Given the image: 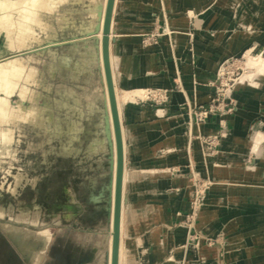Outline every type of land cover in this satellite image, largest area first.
<instances>
[{
    "label": "rangeland",
    "instance_id": "374dc122",
    "mask_svg": "<svg viewBox=\"0 0 264 264\" xmlns=\"http://www.w3.org/2000/svg\"><path fill=\"white\" fill-rule=\"evenodd\" d=\"M32 1L13 3L23 7ZM52 1H36L33 12L39 24L24 40L17 28L23 12L10 13V28L0 26V65L21 63L27 71L7 98L9 117L0 115L1 128L12 134L9 142H0V210H5L0 212V264H81L95 253L96 232L106 234L113 218L110 207L106 220V196L99 198L109 178L107 154L101 153L107 139H94L104 135L102 114L95 111L100 97L93 98L101 79L97 67L82 59L85 31L98 21L89 20L90 0ZM51 6L53 11L46 10ZM185 6L154 14L142 31L124 30L125 37L137 38L141 48L134 57L127 52L116 60L113 44L118 91L122 99L128 95L123 107L138 111L133 124L125 123L126 134L152 132L147 143L154 147L148 173L142 165L150 156L138 154L129 161L128 169L135 175L123 210L124 255L130 264H264V137L258 149H252L255 131L264 136V84L250 86L241 80L250 70L248 55L256 57L264 48V0H185ZM177 37L184 42L177 45ZM117 38L114 34V43ZM162 38L166 50L160 45ZM178 48L184 56L178 55ZM91 49L92 61L98 63ZM64 56L70 57L67 63L62 62ZM220 64L224 69L216 75ZM85 67L88 70L81 71ZM131 78L129 85H144L127 89L124 81ZM25 87L31 93L22 99ZM206 87L209 95L200 93ZM2 89L0 85V96ZM31 104L38 107L36 118H46L40 127L36 121L34 126L21 122ZM225 113L229 135L222 127ZM174 138L176 144L167 148L166 142ZM93 141L101 143L102 150H96ZM136 144L129 141L132 147ZM171 154L176 159L164 162ZM18 172L23 183L13 191ZM172 178L181 181L178 205L170 203L173 197L162 183ZM30 209L26 220L16 218ZM132 211L137 213L133 219ZM158 213L163 218L150 227L161 233L141 238L139 231ZM9 225L22 228L26 245L21 235L8 231ZM112 230L111 225L108 233ZM30 231L42 233V238H31ZM165 231L171 234L170 245Z\"/></svg>",
    "mask_w": 264,
    "mask_h": 264
},
{
    "label": "bare ground",
    "instance_id": "6f19581e",
    "mask_svg": "<svg viewBox=\"0 0 264 264\" xmlns=\"http://www.w3.org/2000/svg\"><path fill=\"white\" fill-rule=\"evenodd\" d=\"M12 1L14 2V0H12ZM36 1H38V0H33L29 6L24 3L25 5L23 7H21V6L17 5L16 3H13V2L10 4H8V3L6 4L4 0H0V23H3V25L2 24L0 25L1 28H3V29H7V27L10 28V23L8 24V22H10L9 21L10 16H12V15H10V13L12 11L14 12L15 10H17L19 13L23 12V14L22 13L21 14L24 15L22 18L19 17L20 19H18V24H17V28L20 31L19 32L20 36L23 38V40L26 39L28 36H30V33L32 31L35 32V30L32 29L33 26L39 24L38 19L36 18V13L33 12L36 9ZM59 1H61V0H59ZM90 1L92 2L91 3L92 7L90 9H88V13L92 14L93 16H91V18L89 20L90 21L91 20H97L98 24L95 27V28H97V30H95V28H94L91 31L86 32L84 30L85 28L83 29L85 31V34H89V35H87L86 37L83 38V40L85 42L84 44H85L86 49L83 52L85 54H83L84 56L82 57V59L84 62L91 65V67L92 66L97 67L96 74H97V77L99 75V78L101 79L100 81H98V83L101 85V89L99 90L97 88V89L93 90V98H97L98 96L100 97V100L98 101L99 105L97 106V109L95 111H99L102 114L100 125L104 131V135L99 136V137L94 138V139L95 140H101L102 139V141H103V139H107V149H106V151H103L101 153H103L104 155L111 154V159H112L111 179L112 180H111V203H110V207L113 208V222L107 224V235H105L101 232H96V234H95V236H96L95 237V244H96L95 253L90 258L86 259L84 262H89L91 264H112V250H113V237H112V235H113V230L111 231V233H108V227L111 225L114 226L113 223H114L115 189H116V173H117V142H116V137H115L114 122H113L111 102H110L107 77H106V72H105L104 56H103L104 23H105L108 0H90ZM53 2L56 3V1H54V0L52 1V3ZM55 3H54V5H55ZM58 4L60 5V3H58ZM58 4H56V5H58ZM114 6H115V1H114ZM114 6H113V11H114ZM24 10H26V11H24ZM189 12L192 14L193 13L192 9H189ZM112 18H113V12H112ZM197 19L199 22L200 18L198 17ZM12 20H13V18H12ZM14 20H15V17H14ZM112 26H113V22L111 20V26H110V32H109V56H110L109 58H110V64H111V70H112V76H113V82H114V88H115V95H116L117 107H118L119 118H120V113H121L120 109H121V101L122 100H121L120 94H118L116 92L117 87H116V72H115V55L111 49V43H114V37L112 38V33H113ZM86 29H87V27H86ZM91 33H92V35H90ZM31 35H32V33H31ZM95 38H97V42H95ZM92 47L96 51L95 58L97 59L98 63H94L92 61L93 60L92 49H91ZM249 51H251V49H248L246 54H248ZM3 53H4V51H0V54H3ZM250 56L248 55V59H247V66H248V69H250V70L244 74V76L242 77L241 80H247L250 86L256 85L257 87H260L261 85L264 84V59L262 58V57H264V48L259 50L256 57H252V56L250 57ZM69 59H70L69 56H64V58L62 59V62L65 61L67 63V61ZM19 60H22V59H19ZM0 61H2V59ZM258 61H261V63L259 65H257V68H252V67H254V65L258 64ZM4 62H5V60H4ZM6 63H8V62H6ZM6 63H4L3 65H0V85L3 87L2 96H0V115H3L6 118H8L9 115L5 113V112H7V110L5 111V108L7 107V104H8L7 98L10 94L13 93V91H14L13 89H15L17 86H19L21 84L19 82V77L24 75L25 73H27V71H25L26 69L21 63L19 65H16V66L12 65L10 67ZM68 66H70V65H68ZM94 67H93V70H94ZM223 69H224L223 66L220 64L218 66V69L215 71L216 75L218 73H220ZM84 70H88V69L86 67L84 69H81V71H84ZM28 73H31V72H28ZM88 76H89V74H88ZM95 78H96V76H95ZM209 90H211V89L209 88ZM136 91L140 95L145 96V94L141 93V92H143V89H137ZM209 92H211V91H209ZM28 93L30 94L31 90L29 91V87H25V89H22V91H20V96L22 97V99H25L26 97L28 98V96H27ZM127 98H128V95H125L123 99L126 100ZM30 100H32V97H30ZM77 100L78 99H76V101ZM87 108H88V106H87ZM37 110H38V107L35 106L34 104H31L30 106H28L27 109L25 110V112L23 113V118L21 119V122L24 121L22 123H25V124L32 123L34 126V122L36 121V122H38L39 127L42 126V124L46 122V118H42V116L39 117V119L36 118L34 115L36 114ZM228 117L229 116L227 115V113L222 114V127L226 131L225 133H228L226 135H229L230 134L229 132H232V129H230V127L228 126V124H229V118ZM120 121H121V119H120ZM110 127H111V130H110ZM121 131H122V128H121ZM110 133L113 136V138H112L113 143L111 141L112 139L110 137ZM255 133H256L255 134L256 138L254 140V145H253L252 149H258V142H260V140L264 137L261 132L255 131ZM53 137H55V136H53ZM122 138H123V148H124L125 143H124L123 133H122ZM11 139H12V134H11L10 129H2L1 123H0V142H9ZM27 141H28V139H27ZM96 142L93 141L91 143L92 145H94L93 147L96 148V146H97L96 150H102L103 146L100 145L101 143L98 146L97 145L98 142L97 143ZM7 144H9V143H7ZM103 145H104V143H103ZM112 146H113V149H112ZM113 157H114V160H113ZM126 168H127V165H126V161H125V150H124L123 183H124V178L126 179V176H125L126 175L125 174ZM23 177H24L23 174L20 172H18V174L15 175L16 184L14 185V188H11L13 191L16 189V187L18 185H21L23 183ZM112 196H113V201H112ZM124 199H125V197H124ZM122 206H123V184H122L121 214H122ZM70 207L74 208V207H76V205L72 204ZM38 209H39V206L35 205V210L38 211ZM31 210L32 209H30L28 212H22L21 211L17 215L16 218L18 220H26L27 216L29 215ZM0 212L5 213V210L4 211L0 210ZM109 214H110V212H109ZM108 218H109V216H108ZM34 219L37 220V217H34ZM47 219L48 218H45V220H43V222H45ZM113 229H114V227H113ZM8 231L10 233L14 232V233L21 235L22 242H23V244H25L24 243L25 239L23 238L22 228L19 229L17 227L9 225ZM44 232H46V231H44ZM29 236H31V238L36 237L37 239H39V238H42V233L36 234L34 232H31V235H29ZM47 238H49V237H47ZM120 239H121V224H120ZM118 264H125L123 245L121 246V250H120V240H119Z\"/></svg>",
    "mask_w": 264,
    "mask_h": 264
},
{
    "label": "crops",
    "instance_id": "0c3cea01",
    "mask_svg": "<svg viewBox=\"0 0 264 264\" xmlns=\"http://www.w3.org/2000/svg\"><path fill=\"white\" fill-rule=\"evenodd\" d=\"M129 0H115V6H114V11H113V18H112V22H113V26H112V29H113V33H112V38L114 37V34L117 38V41L115 43H112V51H113V44H114V52H115V55H116V60L118 59L119 56L125 54L127 55L126 53L127 52H130L133 57H134V53L137 52V49L141 50V48H139L137 46V38H127L125 37L124 35V30L126 29H131L133 31H142L145 26H147V23H149V21L152 20V18H154V14H161L162 12H164V10H170L168 9L169 7L173 8L172 10L174 12H178L180 10V7L182 8H185V0H172V4H171V0H158V4L155 5L154 3V0H135L136 1V4H133V3H128ZM169 1H170V4H169ZM181 8V9H182ZM55 9L54 6H51L50 9H46V10H49V11H53ZM41 11V9H39V12ZM18 14V12H15ZM14 13V14H15ZM116 13H118V17H119V20L116 21ZM115 17V18H114ZM127 18H130V21L127 20ZM114 22H115V28H114ZM176 26H180V23L178 22L177 24H175ZM143 26V27H142ZM163 42V43H162ZM181 42H184L182 39L180 40L179 37H177V45ZM160 45L162 46V48L164 50H166V46L167 43L165 41V38H162L161 39V42H160ZM165 54L166 52L162 51L160 52V54ZM178 55H181V56H184V52L178 48ZM136 63V62H135ZM134 63V67L135 69H137L138 71H140V67L138 64H135ZM116 65V63H115ZM116 67V66H115ZM144 69V68H143ZM184 72H185V76L189 75L188 73V69L187 68H184ZM144 71H148V68L146 67V69ZM116 72V70H115ZM119 76H120V73H118V80H119ZM199 78H204L205 76H203V74H199L198 75ZM118 80H117V72H116V87H117V90L116 92L119 94V91H118ZM133 81L134 79H126V81H124V83L126 84V88L127 89H131V88H134L135 87H138V86H142L144 84H139L137 83V85H129L130 81ZM122 82V80H121ZM209 87H206V90L203 91V88H201V92H205V93H209ZM206 95V94H205ZM209 95V94H208ZM121 97V95H120ZM121 113H120V119H121V128H122V133H123V136H124V143H125V147H124V150H125V161H126V165H127V168L125 170V176H126V179L124 178V183H123V206H122V214H121V239H120V250H121V246L123 245V250H124V254H125V243H124V239H123V236H122V233H123V226L125 225V219H124V214H123V210L124 208L126 207V204H127V201H128V198L129 196L131 195H127V191H128V188H129V180L132 179L135 175V172L133 171H130L128 169V166H129V161L130 159L132 160H135L137 159V155L138 154H141L144 155L149 159H146V161H144V166L142 165V168L145 169V172L147 171H150L149 168L152 167V165H154V158H153V153H154V147L150 146L147 142L148 140L151 139V137H153V134L152 132H148V133H140V134H137V135H132L131 137L127 136L126 134V129H125V123H128V124H131L133 119L135 118L134 117V112H138V111H134L132 110L131 106L129 107H123V101H125V99H122L121 97ZM135 107V110L139 109V108H136L137 106H134ZM145 108V106H144ZM146 110H148L149 108H145ZM248 116V115H247ZM133 124V123H132ZM148 127H152L150 124H147V128ZM137 141V144L136 146H131L129 145V141ZM175 141V138L174 139H169L167 142H166V147L167 148H170L172 146H174L176 144ZM134 151H136L134 153ZM176 159V154H171L169 155L167 158H163V161H167V162H173L174 160ZM113 160H114V157H113ZM135 164V163H134ZM149 178H152V176L150 175V177H148V174L146 175V180H148ZM151 181V183H150ZM152 179L150 180L149 179V184L152 186L153 183H152ZM163 184H167V187L168 189L170 190V194L171 196L173 197V201L170 202L172 203L173 205H178L179 204V196L181 194H183V191H181L179 189V185L181 183L180 181V178H172V179H168V182L166 181H163L162 182ZM178 188V189H177ZM125 197V199H124ZM113 210V209H112ZM137 212V210H136ZM135 211H132V219L135 217V215L137 214ZM143 212V211H142ZM150 224L148 227L140 230V234L141 235L140 237L143 238L145 237L146 239H152L154 236L156 235H159L161 233V229H152L150 226L152 225L153 221L156 220V219H160V218H163L159 213L158 215L156 216H153L151 215L150 216ZM142 218L145 220L146 219V213L143 212L142 213ZM112 222H113V218H112ZM111 223V222H109ZM107 223V224H109ZM110 227V226H109ZM154 230V231H153ZM167 232V236H168V240H167V243L168 245H170V238H171V234L168 232V231H165V233ZM128 233V232H127ZM138 232H136L137 234ZM129 234V233H128ZM130 236V234H129ZM126 243L129 241V238L125 240ZM145 245H146V242H145ZM125 256V264H130V262L128 261V258L126 255ZM86 260V258H83L81 261L84 262Z\"/></svg>",
    "mask_w": 264,
    "mask_h": 264
},
{
    "label": "water",
    "instance_id": "95a60500",
    "mask_svg": "<svg viewBox=\"0 0 264 264\" xmlns=\"http://www.w3.org/2000/svg\"><path fill=\"white\" fill-rule=\"evenodd\" d=\"M115 0H108L106 17L104 23V36H103V56L105 64V72L107 77V84L111 102V110L114 122L115 137L117 142V173H116V189H115V207H114V223H113V250H112V264H118L119 255V240H120V224H121V202H122V184H123V171H124V148L123 138L121 131V121L119 118V112L117 107V100L115 95V88L110 64L109 56V32L112 20V12ZM97 30V28H95ZM89 35V34H86ZM92 35V33L90 34ZM97 42V38H95ZM109 164V178L105 186L100 192L99 198L105 197L106 205V220H108L111 203V171H112V159L111 154H107ZM107 235V233L105 234ZM106 237V236H105ZM81 264H91L89 262H82Z\"/></svg>",
    "mask_w": 264,
    "mask_h": 264
}]
</instances>
